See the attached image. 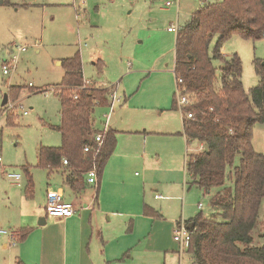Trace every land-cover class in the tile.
Wrapping results in <instances>:
<instances>
[{
    "label": "rangeland",
    "instance_id": "rangeland-1",
    "mask_svg": "<svg viewBox=\"0 0 264 264\" xmlns=\"http://www.w3.org/2000/svg\"><path fill=\"white\" fill-rule=\"evenodd\" d=\"M8 1L9 4L0 3V228L17 225L23 215V205L28 211L37 202L41 203L45 187L53 183L46 169L37 165V151L41 145L61 143L60 133L52 128L60 123V102L55 87L62 80L63 67L58 60L76 52L81 56L84 83L89 80V85L112 86L121 96V103L111 113L110 126L119 130L146 128L154 131L147 135L146 149L160 153L162 159L169 160L172 155L183 158L184 153L198 149L197 140L188 143L181 135L166 133L182 129L180 111L172 108L173 101L178 104L179 100L172 70L176 31L169 32L167 28L183 25L190 17L188 11H195L203 1L217 0ZM167 1L171 5H166ZM216 39L217 35L209 44V54ZM19 47L25 50L20 51ZM221 52L227 57L233 53L240 57L245 90L258 83L253 60L264 59V37L252 41L233 35L223 43ZM98 58L104 61L102 68L93 64ZM8 61L14 68L4 74L3 65ZM213 64L218 68L221 62L213 60ZM11 85L22 86L13 101L8 97ZM4 94H7V104L2 105ZM189 99L193 103L196 96L190 94ZM9 103L13 106L5 110ZM129 108L149 110L140 120L137 111ZM24 110L28 113L23 114ZM107 111V105L95 106L93 120L97 129H102ZM252 143L257 152L264 154V123L254 125ZM24 166H28L34 183L32 197L25 196ZM133 171L141 173L140 168ZM9 172L19 173L20 179H9L6 175ZM124 180L132 197L136 178L126 173ZM189 186L177 199V194L153 191L150 201L168 204L167 216L169 210L179 213L184 207V218L198 213L204 218L218 217L211 206L217 189L206 192L195 185ZM154 193L171 196L169 200H155ZM138 195L142 196L140 190ZM198 203L202 207L198 208ZM263 233L264 201L252 234L255 245L263 243ZM160 234L166 237L167 231L161 229ZM173 249L183 254L184 263L190 264L185 249L180 250L178 244Z\"/></svg>",
    "mask_w": 264,
    "mask_h": 264
},
{
    "label": "trees",
    "instance_id": "trees-1",
    "mask_svg": "<svg viewBox=\"0 0 264 264\" xmlns=\"http://www.w3.org/2000/svg\"><path fill=\"white\" fill-rule=\"evenodd\" d=\"M0 1L9 4L8 0ZM215 35L216 43L209 54ZM233 35L252 41L264 37V0L203 1L176 30L173 71L175 79L181 78L176 87L196 96V101L179 107L174 100L172 108L181 111L180 133L187 142L197 140L203 146L197 152H186L187 184L206 192L217 189L211 206L218 217L204 218L198 213L186 220L196 228L186 250L193 264H264V233L261 245H255L252 236L264 201V154L252 143L254 125L264 123V59L253 60L259 81L245 90L240 57L236 53L227 57L221 52L223 43ZM213 60L221 65L215 67ZM60 64L63 76L55 87L60 123L52 128L60 133L61 143L39 146L37 165L48 173L62 170L65 184L80 191L88 184L89 170L95 168L100 179L115 148L117 131L108 128L95 154L94 134L100 129L94 126L93 112L96 105H107L109 90L84 84L79 52ZM21 88L9 86L10 101L17 99ZM188 112L192 117L186 116ZM85 146L90 150L85 151ZM24 172L25 196L32 197L34 183L28 166H24ZM30 231L31 227H22L14 233L15 240L21 242ZM12 264L25 263L17 258Z\"/></svg>",
    "mask_w": 264,
    "mask_h": 264
},
{
    "label": "crops",
    "instance_id": "crops-1",
    "mask_svg": "<svg viewBox=\"0 0 264 264\" xmlns=\"http://www.w3.org/2000/svg\"><path fill=\"white\" fill-rule=\"evenodd\" d=\"M192 12L188 11L190 15ZM93 64L102 68L104 61L98 58ZM129 109L136 110L140 120L149 110ZM180 115L182 119L181 111ZM109 128L117 131L116 144L100 179L90 180L84 189L73 191L65 184L62 170L50 173L46 170L53 183L45 187L42 202H37L28 211L23 205V215L17 225H9L15 234L22 227H31V231L24 240L15 244L10 243L8 236L0 237V258L3 259L0 264H12L17 258L25 264H186L183 254L173 249L178 244L173 239V229L186 216L184 207L179 213L169 210L167 216L168 204L150 201L153 191L177 194L176 199L179 194H185L189 186L184 166L186 153L183 158L172 155L169 160L162 159L160 153L146 149L147 135L154 131L146 128L119 130L110 126V122ZM180 132L182 129L166 133L181 135L187 142ZM202 148L200 144L192 152ZM135 168H140L141 173H132ZM126 173L136 178V191L132 197L127 192ZM48 190L60 191L64 200L72 202L74 214L66 218L47 215L45 195ZM164 193H154L153 198L169 200L171 195ZM184 217L185 221L193 218ZM161 229L167 231L166 237L160 234ZM167 243L170 247H166ZM185 252L190 259L188 263L193 264L191 255Z\"/></svg>",
    "mask_w": 264,
    "mask_h": 264
},
{
    "label": "built area",
    "instance_id": "built-area-1",
    "mask_svg": "<svg viewBox=\"0 0 264 264\" xmlns=\"http://www.w3.org/2000/svg\"><path fill=\"white\" fill-rule=\"evenodd\" d=\"M166 5H171V2L167 1L165 3ZM178 27L170 26L167 29L169 31H176ZM20 51L25 50L24 47H19ZM10 61L7 62V64L3 65V73L7 74L9 72V69L14 68L13 63L9 64ZM176 82H181V78L177 77ZM85 85H89V80H85ZM30 86V85H29ZM104 88H107L108 91V111L104 114L105 120L103 122L102 129L94 134V140L97 144V148L94 150L95 154L98 151V147L101 146L103 142V134L108 130L109 128V121L111 117V113L114 110V107L121 102V96L117 95L115 90L112 89V86H104ZM177 92L179 93V100H178V106H186L188 104H191V101L189 99V96L183 92L180 88L176 87ZM7 104V103H6ZM13 106L12 103L8 104L7 108H11ZM9 110V109H8ZM28 111L24 110L23 114H27ZM186 116L188 118L192 117V113H187ZM85 151H89L90 147L85 146ZM63 165L67 164V160L63 159L62 161ZM9 179H13V181H17L20 179V174L15 172H9L6 174ZM86 180L88 181H97V174L95 168L88 171L86 174ZM199 207H201V204H198ZM45 212L47 215L57 218H66L70 217L75 212V206L72 202L66 201L63 199V196L60 191L56 190H48L45 195ZM196 228L192 225V223H187L185 220H179L173 229V239L179 244L180 250H187L189 247L192 234L195 232ZM8 236L10 238V243L15 244L16 240L14 238V232L10 228H0V236Z\"/></svg>",
    "mask_w": 264,
    "mask_h": 264
},
{
    "label": "water",
    "instance_id": "water-1",
    "mask_svg": "<svg viewBox=\"0 0 264 264\" xmlns=\"http://www.w3.org/2000/svg\"><path fill=\"white\" fill-rule=\"evenodd\" d=\"M0 3H2V1H0ZM6 103H7V94H4V95H3V98H2V102H1V104L4 105V104H6Z\"/></svg>",
    "mask_w": 264,
    "mask_h": 264
}]
</instances>
